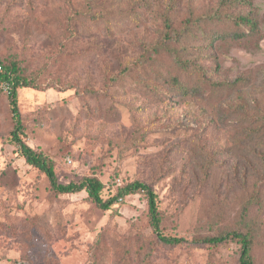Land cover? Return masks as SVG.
<instances>
[{
	"label": "rangeland",
	"instance_id": "374dc122",
	"mask_svg": "<svg viewBox=\"0 0 264 264\" xmlns=\"http://www.w3.org/2000/svg\"><path fill=\"white\" fill-rule=\"evenodd\" d=\"M220 3L0 0V64L39 85L17 89L24 140L103 199L150 184L161 232L185 239H159L145 191L108 209L55 191L10 140L0 87V264H240L238 240L201 241L231 230L264 264V0L218 19Z\"/></svg>",
	"mask_w": 264,
	"mask_h": 264
},
{
	"label": "trees",
	"instance_id": "16d2710c",
	"mask_svg": "<svg viewBox=\"0 0 264 264\" xmlns=\"http://www.w3.org/2000/svg\"><path fill=\"white\" fill-rule=\"evenodd\" d=\"M240 1L250 6L251 0H221L220 9L218 10L217 14L218 19L222 18L223 15L226 14L231 8V6L237 5ZM233 18L237 19L240 24L250 26L251 29H256L258 27V20L253 17L251 12L247 14L240 12ZM165 23L168 28L166 38L168 40H172L174 38V30L170 16L165 17ZM177 58L180 62H183L179 55ZM0 66V87L10 96V106L15 121L14 128L10 133V140L12 143L18 146L19 152L23 157L26 158L30 165L37 167L48 176L51 186L55 191L59 193H75L81 190H86L102 209L111 208V206L118 200L121 194H129L139 190L145 191L149 200L150 222L154 227V230L157 232L159 239L169 245H177L185 241L183 237L166 235L161 232V216L158 208L157 193L152 188V186L146 182L138 180L133 181L123 188L118 195L108 199H103L101 196L103 185L97 178L87 177L81 181H70L68 183L60 182L55 172L54 165L49 160V158L44 153L39 152L31 147L22 137L25 127L19 108L17 89L19 87L38 88L39 85L37 83L31 82V80L27 79L26 77L17 74L18 68L15 63L12 65H6L5 67H3L2 64H0ZM4 81L10 84V89H6L2 86ZM176 82H178L177 79ZM230 240H238L241 244L240 264H257L252 256L253 234L250 231L242 232L239 230H231L213 237H206L201 241L211 244H221Z\"/></svg>",
	"mask_w": 264,
	"mask_h": 264
},
{
	"label": "built area",
	"instance_id": "2783aa9c",
	"mask_svg": "<svg viewBox=\"0 0 264 264\" xmlns=\"http://www.w3.org/2000/svg\"><path fill=\"white\" fill-rule=\"evenodd\" d=\"M0 70H1V66H0ZM2 86H3L4 88H6V89H10V88H11L10 84H9L8 82H6V81H4V82L2 83ZM69 161L71 162V159H69Z\"/></svg>",
	"mask_w": 264,
	"mask_h": 264
}]
</instances>
